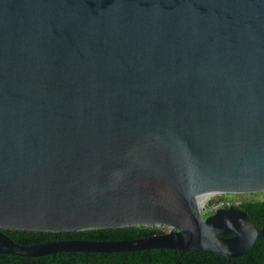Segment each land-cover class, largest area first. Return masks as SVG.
<instances>
[{
	"label": "water",
	"instance_id": "water-1",
	"mask_svg": "<svg viewBox=\"0 0 264 264\" xmlns=\"http://www.w3.org/2000/svg\"><path fill=\"white\" fill-rule=\"evenodd\" d=\"M264 191V0H0V253L246 254L207 193ZM164 225L21 244L4 228Z\"/></svg>",
	"mask_w": 264,
	"mask_h": 264
},
{
	"label": "trees",
	"instance_id": "trees-1",
	"mask_svg": "<svg viewBox=\"0 0 264 264\" xmlns=\"http://www.w3.org/2000/svg\"><path fill=\"white\" fill-rule=\"evenodd\" d=\"M225 198L223 195L212 197L208 205ZM237 205L250 215L258 227L262 226L264 199L243 200ZM4 231L16 242L30 245L56 239H131L165 230L158 225H127L67 231L14 228H4ZM0 264H264V238L257 239L248 253L239 256L173 248L112 252L60 251L42 256L0 253Z\"/></svg>",
	"mask_w": 264,
	"mask_h": 264
},
{
	"label": "rangeland",
	"instance_id": "rangeland-1",
	"mask_svg": "<svg viewBox=\"0 0 264 264\" xmlns=\"http://www.w3.org/2000/svg\"><path fill=\"white\" fill-rule=\"evenodd\" d=\"M221 196L223 195V197H231L232 199L235 200L236 203H239L243 200H250V199H264V191H255V192H246V193H224V194H220ZM215 196H218V194L216 195H209V196H206V200L207 198H212V197H215ZM209 199V200H210ZM205 202L204 204L208 203V201ZM162 229L166 230L167 227L164 226V225H161L160 226Z\"/></svg>",
	"mask_w": 264,
	"mask_h": 264
},
{
	"label": "built area",
	"instance_id": "built-area-1",
	"mask_svg": "<svg viewBox=\"0 0 264 264\" xmlns=\"http://www.w3.org/2000/svg\"><path fill=\"white\" fill-rule=\"evenodd\" d=\"M235 203L236 202L234 199H232L231 197H226L225 199L220 200L219 202L214 203L212 205H208V203L201 205V210L203 213H208L210 211L216 210L218 207L227 206V205H231V204H235ZM236 204H238V203H236Z\"/></svg>",
	"mask_w": 264,
	"mask_h": 264
},
{
	"label": "bare ground",
	"instance_id": "bare-ground-1",
	"mask_svg": "<svg viewBox=\"0 0 264 264\" xmlns=\"http://www.w3.org/2000/svg\"><path fill=\"white\" fill-rule=\"evenodd\" d=\"M210 194H211V192L205 194V195L200 199L199 204H200V205H203L205 202H207V200H209L210 198H207V200H206L205 198H206V196H209Z\"/></svg>",
	"mask_w": 264,
	"mask_h": 264
},
{
	"label": "flooded vegetation",
	"instance_id": "flooded-vegetation-1",
	"mask_svg": "<svg viewBox=\"0 0 264 264\" xmlns=\"http://www.w3.org/2000/svg\"><path fill=\"white\" fill-rule=\"evenodd\" d=\"M236 204V203H235ZM232 205V204H231ZM237 205V204H236ZM228 206H230V205H227V206H224V207H228ZM238 206V205H237ZM239 207V206H238ZM239 208H241V207H239ZM242 209V208H241ZM213 211H210V212H208V213H206V214H210V213H212Z\"/></svg>",
	"mask_w": 264,
	"mask_h": 264
}]
</instances>
